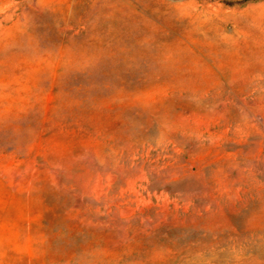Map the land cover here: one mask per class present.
Here are the masks:
<instances>
[{
	"label": "rangeland",
	"instance_id": "1",
	"mask_svg": "<svg viewBox=\"0 0 264 264\" xmlns=\"http://www.w3.org/2000/svg\"><path fill=\"white\" fill-rule=\"evenodd\" d=\"M0 264H264V0H0Z\"/></svg>",
	"mask_w": 264,
	"mask_h": 264
}]
</instances>
